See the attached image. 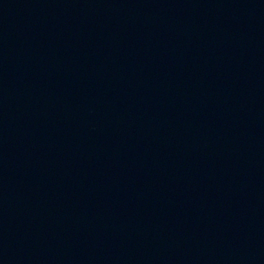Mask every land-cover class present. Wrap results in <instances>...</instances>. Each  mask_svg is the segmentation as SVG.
Wrapping results in <instances>:
<instances>
[{
  "label": "water",
  "instance_id": "water-1",
  "mask_svg": "<svg viewBox=\"0 0 264 264\" xmlns=\"http://www.w3.org/2000/svg\"><path fill=\"white\" fill-rule=\"evenodd\" d=\"M0 264H264V0H0Z\"/></svg>",
  "mask_w": 264,
  "mask_h": 264
}]
</instances>
